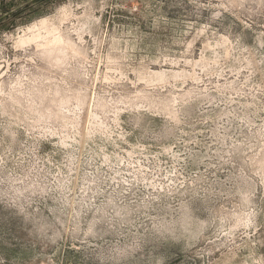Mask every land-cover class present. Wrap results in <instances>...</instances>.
<instances>
[{"label": "rangeland", "instance_id": "1", "mask_svg": "<svg viewBox=\"0 0 264 264\" xmlns=\"http://www.w3.org/2000/svg\"><path fill=\"white\" fill-rule=\"evenodd\" d=\"M264 264V0H0V264Z\"/></svg>", "mask_w": 264, "mask_h": 264}, {"label": "snow or ice", "instance_id": "2", "mask_svg": "<svg viewBox=\"0 0 264 264\" xmlns=\"http://www.w3.org/2000/svg\"><path fill=\"white\" fill-rule=\"evenodd\" d=\"M5 264H7V261H5Z\"/></svg>", "mask_w": 264, "mask_h": 264}]
</instances>
